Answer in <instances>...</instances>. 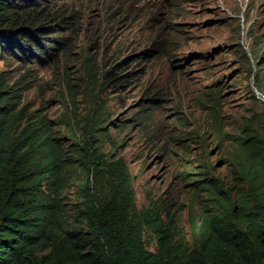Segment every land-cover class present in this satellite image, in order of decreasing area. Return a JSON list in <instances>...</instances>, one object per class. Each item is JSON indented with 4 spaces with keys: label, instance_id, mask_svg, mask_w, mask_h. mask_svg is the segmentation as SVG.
<instances>
[{
    "label": "trees",
    "instance_id": "obj_1",
    "mask_svg": "<svg viewBox=\"0 0 264 264\" xmlns=\"http://www.w3.org/2000/svg\"><path fill=\"white\" fill-rule=\"evenodd\" d=\"M79 1L0 0V61L53 62L76 30ZM166 30H157L152 45L175 54L171 45L180 38L169 30L164 37ZM95 63H83L88 76L99 80L83 86L90 103L79 118L68 111L49 120L40 109L29 111L22 85L10 70L0 71V264H264V106L261 135L237 137L233 156L240 188L224 187L205 163L186 172L193 175L191 185L208 194L202 225H194L189 240L171 212L164 220L154 204L136 207L132 175L110 138L98 93L104 82L123 78L113 69L126 60L105 71L104 63ZM254 83L262 89L258 75ZM205 92L219 144L221 89ZM142 110L131 126L148 117Z\"/></svg>",
    "mask_w": 264,
    "mask_h": 264
},
{
    "label": "rangeland",
    "instance_id": "obj_2",
    "mask_svg": "<svg viewBox=\"0 0 264 264\" xmlns=\"http://www.w3.org/2000/svg\"><path fill=\"white\" fill-rule=\"evenodd\" d=\"M74 11L76 30L53 62L2 60L0 71L10 70L22 85L29 111L40 109L49 120L68 111L79 118L90 103L83 86L99 80L88 76L84 60L95 59V67L104 63L103 71L126 60L113 69L123 78L104 82L98 91L105 100V125L132 175L136 207L154 204L164 220L171 212L191 240L194 225H202L208 194L193 187V175L186 172L205 163L211 177L235 192L241 187L233 156L237 137L262 133L264 58L253 54L264 56V0H80ZM161 27L179 36L171 45L175 54L153 47ZM212 89H221L219 144L209 123L212 109L205 108V91ZM143 108L148 117L131 126ZM147 246L155 248L154 242Z\"/></svg>",
    "mask_w": 264,
    "mask_h": 264
}]
</instances>
